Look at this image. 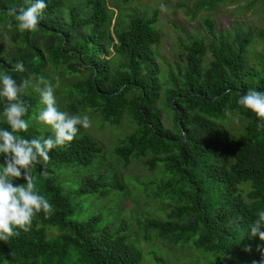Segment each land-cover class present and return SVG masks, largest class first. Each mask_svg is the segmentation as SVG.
Returning <instances> with one entry per match:
<instances>
[{
  "label": "trees",
  "instance_id": "trees-1",
  "mask_svg": "<svg viewBox=\"0 0 264 264\" xmlns=\"http://www.w3.org/2000/svg\"><path fill=\"white\" fill-rule=\"evenodd\" d=\"M46 3L37 30L20 31L8 10L27 7L26 0H0V24L12 20L16 29L13 47L0 56V72L20 84L59 69L64 79H73L64 93L74 102V110H90L110 124L128 119L133 129L112 154L123 164L148 156V170L157 166L168 176L158 194L175 200L163 219L144 221L147 231L208 254L213 261L207 264H260L262 254L256 246L264 249V241L251 236L250 225L264 210V128H258L260 118L238 102L250 89L264 92V67L255 72L246 66L250 36L236 33L228 40L204 21L209 41L191 39L183 45L182 67L168 73L163 97L174 117L173 126L166 129L155 110L161 91L151 51L159 41L156 11L122 23L103 0ZM110 55L112 69L106 59ZM17 61H23L25 72L9 71ZM21 99L29 106L24 117L28 121L31 108L42 104L31 83ZM6 103L0 97L3 117ZM226 109L245 121L233 140L221 125L229 116ZM0 128L11 131L5 117ZM52 134L40 133L30 124L26 132L18 133L27 139ZM101 153L95 141L78 132L72 142L51 150L48 162L33 168L37 188L54 206V214L49 217L41 211L29 231L17 229L19 235L0 240V264L140 263L141 251L121 233L124 226L111 231L98 225L97 216L70 219L73 195L106 197L122 191L117 180L83 177L66 191L57 176L49 174L53 167H86ZM47 228H56L59 234L46 238ZM249 246L251 251H246Z\"/></svg>",
  "mask_w": 264,
  "mask_h": 264
},
{
  "label": "rangeland",
  "instance_id": "rangeland-1",
  "mask_svg": "<svg viewBox=\"0 0 264 264\" xmlns=\"http://www.w3.org/2000/svg\"><path fill=\"white\" fill-rule=\"evenodd\" d=\"M82 0H63L65 5H72ZM113 12V18L126 23L133 15L148 17L156 11L155 30L159 41L151 47L156 63V78L161 86L160 96L155 102V110L163 128L173 126V112L164 101V89L169 87L168 73L183 64V45L191 39H200L206 44L209 36L204 21L211 22L213 32L231 40L236 33L248 34L251 44L245 56L246 66L257 72L264 67V2L262 0H103ZM113 22V20H112ZM0 24V56L13 47L11 36L16 32ZM5 33L7 35L5 36ZM208 54H206L207 60ZM111 63V55L106 57ZM45 81L54 88L57 107L70 115H87L91 126L79 133L88 135L102 149L97 161L86 167H53L50 175L57 180L66 191L72 190L79 179L83 177L96 178L102 176L110 183L117 180L122 191L112 192L106 197L95 194L71 197L73 214L71 220L98 217V225L111 231L122 230L128 241L141 251L139 264H207L213 261L208 254L196 251L190 245H175L165 238H160L155 232L147 231L143 223L146 219H163L169 207L175 204L174 199H166L158 194L157 188L168 179L159 167L148 170L146 162L149 157L130 160L127 164L120 162L112 150L117 142L128 134L132 124L122 117L116 124L103 122L90 110L79 111L75 104L64 93L66 83L72 78L64 79L61 70H46L42 73ZM30 83L35 90L39 79L30 77ZM41 87L43 85H40ZM36 91V90H35ZM39 94L38 91H36ZM64 94V95H63ZM41 101V97L39 99ZM43 104L31 108L28 122L40 133L51 131V128L38 121V111ZM4 117L0 115V123ZM245 121L237 115H229L221 124L233 140L243 131ZM23 183V181H17ZM160 196V197H159ZM76 216L78 218H76ZM59 234L56 228H47L46 238Z\"/></svg>",
  "mask_w": 264,
  "mask_h": 264
},
{
  "label": "clouds",
  "instance_id": "clouds-1",
  "mask_svg": "<svg viewBox=\"0 0 264 264\" xmlns=\"http://www.w3.org/2000/svg\"><path fill=\"white\" fill-rule=\"evenodd\" d=\"M26 4L27 7L10 8L8 15L18 22L16 25L18 30L35 31L43 18L47 3L46 0H26ZM5 27L11 30L12 20H9ZM9 71L22 73L26 71V68L23 61H17L14 68ZM29 84V80L18 84L11 75L0 72V97L7 101L3 115L11 129L9 131L6 128H0V157H2L0 162V240L19 235L17 229L29 231L33 218L41 211L49 217L54 214V206L40 194L32 170L41 161L46 163L50 160L51 150L72 142L80 130L78 126L84 129L91 126L87 115H70L66 111H61L57 107L53 86L40 76L35 90L40 93L44 107L38 111L37 119L49 126L53 134L47 138L41 135L33 139L18 135L29 128V122L24 119L29 106L21 99ZM239 104L260 118L261 123H258L257 127L264 128V92L250 89L246 94L240 95ZM225 111L227 115H231L227 109ZM17 181H23V183ZM262 229H264V210L258 212L257 218L250 225L251 236L259 237L260 241H264ZM256 250L262 254L260 264H264V249L258 244ZM246 251H251V247L249 246ZM253 264L257 262L253 261Z\"/></svg>",
  "mask_w": 264,
  "mask_h": 264
},
{
  "label": "water",
  "instance_id": "water-1",
  "mask_svg": "<svg viewBox=\"0 0 264 264\" xmlns=\"http://www.w3.org/2000/svg\"><path fill=\"white\" fill-rule=\"evenodd\" d=\"M240 96L238 97V102H239Z\"/></svg>",
  "mask_w": 264,
  "mask_h": 264
}]
</instances>
